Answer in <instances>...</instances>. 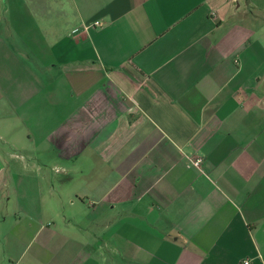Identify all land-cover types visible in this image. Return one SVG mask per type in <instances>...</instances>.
Instances as JSON below:
<instances>
[{
  "label": "crops",
  "instance_id": "0c3cea01",
  "mask_svg": "<svg viewBox=\"0 0 264 264\" xmlns=\"http://www.w3.org/2000/svg\"><path fill=\"white\" fill-rule=\"evenodd\" d=\"M246 260L264 264V0H0V264Z\"/></svg>",
  "mask_w": 264,
  "mask_h": 264
},
{
  "label": "rangeland",
  "instance_id": "374dc122",
  "mask_svg": "<svg viewBox=\"0 0 264 264\" xmlns=\"http://www.w3.org/2000/svg\"><path fill=\"white\" fill-rule=\"evenodd\" d=\"M6 150H9L10 151V149H6ZM13 152H16V154H21L19 151H13ZM49 170H50V168H49ZM33 178H36V177H33ZM33 178L31 176V179L32 180H33ZM46 178H48L47 184L50 182L52 185L55 186V188L58 189V184H60L61 177L57 173L52 172L50 170V175H47V177H46V175H43L42 174V176H39V178H38V181L40 182L39 185L42 186V190H44V187H45V183L44 182H45V179ZM62 209H63V212L65 213V216H67V217L68 216H71L73 213H79V209L77 207H68V206H66V207H64ZM77 216H78V219H80L82 217V219L84 221L80 222V220H77V224L76 225L78 227H76V225H72V228L73 227H75V228H82V229L87 228L89 226V223H87L86 215L77 214ZM76 232H77L78 236H80V237H82V236L85 235L84 234V232H85L84 230H80V231H76ZM69 234L70 235H73L72 233H69Z\"/></svg>",
  "mask_w": 264,
  "mask_h": 264
},
{
  "label": "built area",
  "instance_id": "2783aa9c",
  "mask_svg": "<svg viewBox=\"0 0 264 264\" xmlns=\"http://www.w3.org/2000/svg\"><path fill=\"white\" fill-rule=\"evenodd\" d=\"M98 24V23H97ZM188 159L190 160L191 164L197 168H200L202 162H203V159L201 157H195L194 158H191V157H188ZM244 264H249V261H245Z\"/></svg>",
  "mask_w": 264,
  "mask_h": 264
}]
</instances>
